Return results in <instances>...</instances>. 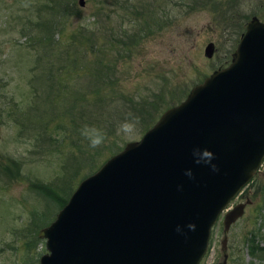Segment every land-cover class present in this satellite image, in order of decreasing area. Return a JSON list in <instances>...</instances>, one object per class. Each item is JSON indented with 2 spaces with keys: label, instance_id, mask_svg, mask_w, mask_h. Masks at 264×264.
Instances as JSON below:
<instances>
[{
  "label": "rangeland",
  "instance_id": "374dc122",
  "mask_svg": "<svg viewBox=\"0 0 264 264\" xmlns=\"http://www.w3.org/2000/svg\"><path fill=\"white\" fill-rule=\"evenodd\" d=\"M60 1L65 9L63 12L60 3L54 9L48 0H0V163L11 161L8 173L0 170V264L26 262L24 242L27 237L23 229L32 210L45 211L44 202L29 189V185L33 182L53 187L59 185L69 156L76 153V149L67 145V137L62 144L51 142L52 138L63 135L57 133L55 125L59 121L68 125L69 112L58 115L57 110L64 102L62 97L56 100L57 104L54 102L55 91L49 95L52 106L48 104L49 97L46 98L45 92L49 83L41 76H37L40 91L35 96L30 83L33 75L38 74L33 61L40 51L28 45L34 33L20 28L26 16L32 20L39 13L43 19L49 17L55 22L51 40L54 48L61 50H71L69 36L79 24L85 26L86 33L95 34L100 49L87 53V58L91 60L93 56L102 55L103 63L109 65V69H103L101 75H106L105 80L107 75L108 80H115L113 97L104 102V107L100 109L92 105L95 95L90 92L89 85L93 76L87 70H81L82 77L78 80L81 88H75L77 78L73 79L74 72L61 71L57 76L61 83L66 82L68 90L83 94L85 108L92 111L91 116L86 117L107 131L105 148L114 143L113 148L118 149L126 142L138 140L165 109L179 103L189 89L211 71L221 68V62H224L222 67L229 63L237 43L233 37L241 22L251 16L264 21V0H82V5L77 0ZM44 2H47L46 9L40 10ZM99 8L100 11L96 12ZM55 11L57 13L53 14ZM142 19L146 24H141ZM135 34L139 36L138 41L129 39ZM118 37L124 41L123 45L114 41ZM208 42L213 44L209 58L203 55ZM99 94L109 96L106 87H101ZM114 94L119 96L113 101ZM34 98L36 103L31 115L42 114V109L47 111L49 106L52 111L48 110V119H52L42 133L45 140L38 144L35 138L40 140L39 135L22 127L23 114L33 105ZM124 99H127L124 102L127 109L121 119L120 108ZM150 103L156 105L155 111ZM83 105L74 109L73 117L78 122L80 118L85 120L87 114ZM140 105L148 106L146 113L136 109ZM131 106L135 107L133 112ZM129 114L140 120L139 132L134 138L118 134L119 123ZM82 143L81 148L84 147ZM105 148L97 155L93 150L88 151L92 159L87 158L85 167L65 175L62 182L68 190L72 191L85 173L96 170L101 161L112 155ZM263 198L264 159L251 180L228 204L229 208L244 204L242 214L225 233L221 225L223 213L218 216L210 230L208 249L198 264H264V256L258 258L248 253L246 241L253 233L252 245L264 247ZM55 210L49 208L44 222L54 218ZM224 235L225 244L221 247ZM44 252V242L39 239L28 254L31 261L28 264H38V257Z\"/></svg>",
  "mask_w": 264,
  "mask_h": 264
},
{
  "label": "water",
  "instance_id": "95a60500",
  "mask_svg": "<svg viewBox=\"0 0 264 264\" xmlns=\"http://www.w3.org/2000/svg\"><path fill=\"white\" fill-rule=\"evenodd\" d=\"M212 51L208 42L203 55ZM194 148L210 149L219 170L196 164ZM263 159L264 21L251 16L226 66L77 183L36 232L38 264H198L218 216L225 233L242 214L228 204Z\"/></svg>",
  "mask_w": 264,
  "mask_h": 264
},
{
  "label": "trees",
  "instance_id": "16d2710c",
  "mask_svg": "<svg viewBox=\"0 0 264 264\" xmlns=\"http://www.w3.org/2000/svg\"><path fill=\"white\" fill-rule=\"evenodd\" d=\"M49 3H51V7L54 8L55 6L58 7V3L60 6V11L63 12L65 9L63 8L62 2L60 0H48ZM45 4H42L41 7H43V9L40 10H45L46 6H47V2H44ZM50 7V6H49ZM55 9V8H54ZM100 11V8L98 10H96V12ZM57 13V11L53 12ZM44 16V14H43ZM45 17V16H44ZM248 18V17H247ZM245 19V17L243 18V20ZM244 22H241V24L239 25V30L238 32L234 35L233 37V41L234 43L237 42L239 35L241 34V32L243 31V26H244ZM141 24H146L143 23V19ZM55 27V22H52L51 19H43L42 15H40L38 13L37 18L36 19H28L27 16L24 19V22H22L20 24V28H22L21 30H30L32 32V34L34 33L33 36H31V38L29 39L30 41L28 42L29 46H31V48L33 50H38V55L37 58L35 59L36 61L33 63L36 64L33 65L35 66V68L38 69V74L35 76L33 75L32 80H31V85H32V89L35 91V96L37 97V91L39 92L40 89L38 88L37 85V76H41L43 77L49 84L46 87V98L47 96L49 97L50 93L51 95H53L52 93L55 91L56 93L53 95V100L54 102L57 104L56 100L59 99V97H62V100L64 103H62L61 105L58 103V105L61 106L60 109L57 110V113H59V116H63L65 115V112H69V123L68 125L63 124L62 122H56V127H58V134H63L60 138H52L51 142L55 141L58 144H62L65 140V138H69V142L67 141V145L70 147H73L74 149H76V153L72 154L69 156L68 158V163L66 164V169L64 168L63 171H66L65 174H63L61 176V178L59 179V185H57L56 187H53L52 185H44L41 184L40 182L38 183H31L29 185V189L36 195L38 196L42 202H44L45 204V208L42 212V210H32L30 212V217H29V222L28 224H26L25 228L23 229L24 232H26V240L24 242V251H25V263L24 264H28L31 261H29V252L32 248H34V244L37 242V240H39L37 238L36 232L40 227H43L44 225H47L50 221L44 222L45 217L47 216V213L49 211V208H55V213L57 212V210L63 206V204L66 202L68 196H69V192H71V190L67 189V186L65 185V183H63V179L66 177L65 175L72 171L71 173H76L79 169H81L82 167H85V161L87 160V158H91L92 156L91 154L87 153L88 151L93 150L92 152L97 155L99 152H101L103 150V148H105V145H103L101 148H97V149H92L91 147H89L88 141L81 135V129L84 125H95L94 122H92L91 120H89V117L86 116H91V112H89L90 108H85V106H87L85 104V99L83 97V94L80 92H75L74 90H68V86L65 83H61L59 81V78L57 75H59V73L61 71H63L64 73H72L73 75V79L75 80L76 78V82L74 83L75 88L78 86L79 88H81L79 81L81 76V73L83 71H88L90 73V76H93V78H91V84L89 85V89L90 92L95 95L92 101V105L93 107L96 108V106H98L100 109H102L104 107V102L106 103L107 100H109V98L112 96L113 97V81L115 82V80H108L109 76L107 75L106 80L103 78L104 76L101 75V73L103 72V69H106V71L109 69V65H107L106 63H103V59H102V55L99 57H95L93 56V58L91 60H88L87 58V53H94V52H98V50L100 49L99 45H96V36L93 32H88L86 33L85 31V26H82L79 24L76 27V30L71 33V35L69 36L70 42L71 44H69L71 47V50L68 51L67 48H64L61 50V48L55 47L54 48V44H53V40H51V32ZM138 35V34H137ZM135 34L130 36L129 39H132L133 41H138L139 40V36H137ZM141 37V34H140ZM128 39V40H129ZM114 41L120 43L123 45V40L122 38H115ZM234 45V44H233ZM126 46V45H124ZM55 49V51H54ZM224 64V62L220 63V67H222ZM106 74V73H105ZM61 83V84H60ZM82 85V84H81ZM101 87H106V89L108 90V94L109 96H101L99 94L100 88ZM85 88V86H84ZM39 89V90H38ZM63 92V93H62ZM119 95L114 94V99L117 98ZM108 98V99H106ZM127 99H124L121 103V119L124 116V112H126L125 110L127 109L125 106V101ZM66 102V105H65ZM70 104H68V103ZM36 103V98H34V103L31 107H29V109H27L25 111V113L23 114L24 120L22 123V127H24L27 132L32 131L35 132L37 134V136L39 135V139L35 138L37 144L39 142H41L44 139V136L42 133H44V130L46 129V125L48 123V121H50L51 119H48V112L51 111V106L53 104L52 100H51V96L48 98V104H50L51 106L46 107L47 111L42 109V114L39 113L36 115H31V110L34 108ZM84 103L83 105V109L86 110L87 114H85V120L80 118V121L78 122L76 120V117L74 116V109L81 107V105ZM151 104V109L152 111L156 110V105L154 103H150ZM132 108V106H131ZM147 108L148 106L146 105H140L138 108L136 107V109H138V111L147 112ZM135 109V107H134ZM133 108L131 109V111L133 112L134 110ZM49 110V111H48ZM52 112V111H51ZM56 113V114H57ZM143 113V114H144ZM33 116V117H31ZM35 116V117H34ZM143 116V115H142ZM148 118H150L151 113H149ZM141 117V116H140ZM37 124V125H36ZM36 125V126H35ZM100 127V126H98ZM48 137V136H47ZM51 139V137H50ZM84 140V142L82 143V141ZM35 142V144H36ZM80 142L84 145L83 148H81L80 146ZM80 145V146H79ZM110 145V144H109ZM107 146L105 148L106 152H108V154H114L116 153L119 149L118 148H113L114 147V143H111L110 146ZM86 154V155H85ZM102 155V153H101ZM100 155V156H101ZM109 157V156H108ZM94 162V159L91 160ZM11 161L5 162V163H0V170H3L5 173L9 172L10 169V165L8 164ZM103 163V161H101L100 165ZM5 169H3V167ZM2 167V169H1ZM98 168V167H97ZM96 168V169H97ZM92 170V171H91ZM90 171H88V173H85V176L89 175L90 173L93 172L94 169H91ZM95 171V170H94ZM68 176V175H67ZM82 177V178H83ZM264 202V198L262 200ZM54 213V214H55ZM52 217V216H51ZM50 217V219H51ZM253 238H255V234L251 233L249 234L248 238H247V242H248V253L253 256V257H258L261 258L264 256V247L262 246H258L256 245H252V240Z\"/></svg>",
  "mask_w": 264,
  "mask_h": 264
},
{
  "label": "clouds",
  "instance_id": "9594fccd",
  "mask_svg": "<svg viewBox=\"0 0 264 264\" xmlns=\"http://www.w3.org/2000/svg\"><path fill=\"white\" fill-rule=\"evenodd\" d=\"M139 117L129 114L124 120H122L118 125V134L125 138H134L139 132ZM81 135L88 141L89 147L92 149H97L105 144L107 139V131L104 128L95 125H84L81 129ZM192 155L194 157V162L196 164L208 165L213 172L218 171V167L214 160V153L208 148H194L192 150ZM185 175L189 178H193V173L191 169L185 170ZM187 228L194 231L196 225L194 223H188ZM178 232L181 231L179 226L176 229Z\"/></svg>",
  "mask_w": 264,
  "mask_h": 264
},
{
  "label": "flooded vegetation",
  "instance_id": "af4514ba",
  "mask_svg": "<svg viewBox=\"0 0 264 264\" xmlns=\"http://www.w3.org/2000/svg\"><path fill=\"white\" fill-rule=\"evenodd\" d=\"M239 194V193H238Z\"/></svg>",
  "mask_w": 264,
  "mask_h": 264
}]
</instances>
